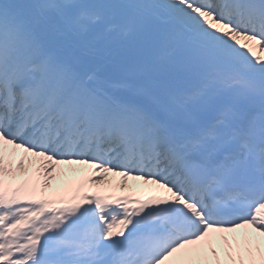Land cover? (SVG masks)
<instances>
[{
    "label": "snow or ice",
    "instance_id": "snow-or-ice-1",
    "mask_svg": "<svg viewBox=\"0 0 264 264\" xmlns=\"http://www.w3.org/2000/svg\"><path fill=\"white\" fill-rule=\"evenodd\" d=\"M0 264H264V0H0Z\"/></svg>",
    "mask_w": 264,
    "mask_h": 264
},
{
    "label": "rangeland",
    "instance_id": "rangeland-1",
    "mask_svg": "<svg viewBox=\"0 0 264 264\" xmlns=\"http://www.w3.org/2000/svg\"><path fill=\"white\" fill-rule=\"evenodd\" d=\"M258 53H259V51H258Z\"/></svg>",
    "mask_w": 264,
    "mask_h": 264
},
{
    "label": "bare ground",
    "instance_id": "bare-ground-1",
    "mask_svg": "<svg viewBox=\"0 0 264 264\" xmlns=\"http://www.w3.org/2000/svg\"><path fill=\"white\" fill-rule=\"evenodd\" d=\"M117 179V178H116Z\"/></svg>",
    "mask_w": 264,
    "mask_h": 264
}]
</instances>
